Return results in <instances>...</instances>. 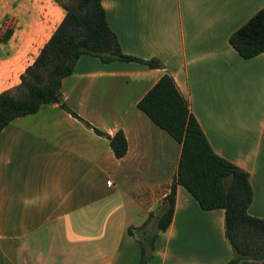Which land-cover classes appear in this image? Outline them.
Instances as JSON below:
<instances>
[{
	"label": "crops",
	"instance_id": "obj_1",
	"mask_svg": "<svg viewBox=\"0 0 264 264\" xmlns=\"http://www.w3.org/2000/svg\"><path fill=\"white\" fill-rule=\"evenodd\" d=\"M100 3L121 51L159 66L81 54L58 101L0 128V264L138 263L132 228L145 218L101 219L121 189L146 215L169 189L180 143L136 106L163 72L212 149L247 172V212L264 218V50L244 58L228 41L264 0ZM63 15L56 0H0V91L19 83ZM64 106L108 134L121 129L125 153L116 157ZM230 255L223 209L201 208L176 184L171 219L146 264H223Z\"/></svg>",
	"mask_w": 264,
	"mask_h": 264
},
{
	"label": "trees",
	"instance_id": "obj_2",
	"mask_svg": "<svg viewBox=\"0 0 264 264\" xmlns=\"http://www.w3.org/2000/svg\"><path fill=\"white\" fill-rule=\"evenodd\" d=\"M56 1L64 9L62 19L21 72L19 83L0 91V128L16 116L36 111L42 103L58 101L61 78L71 73L81 54L94 55L102 61L137 60L147 66H159L154 57L145 59L121 51L100 0ZM228 41L244 58L263 51L264 7L234 29ZM136 106L180 143L176 171L156 215L155 231L147 233L144 229L151 212L139 225L143 235L138 239L137 264H146L153 239L171 219L176 184L182 185L201 208L223 209V234L231 250L223 264L264 263V218L247 212L251 200L248 174L212 149L172 76L163 72ZM64 107L95 133L106 137L116 157L125 153L127 144L121 129L108 134ZM126 230L130 233L131 227Z\"/></svg>",
	"mask_w": 264,
	"mask_h": 264
},
{
	"label": "rangeland",
	"instance_id": "obj_3",
	"mask_svg": "<svg viewBox=\"0 0 264 264\" xmlns=\"http://www.w3.org/2000/svg\"><path fill=\"white\" fill-rule=\"evenodd\" d=\"M117 203L114 209H110V210H105L106 212L104 213L101 222H103L106 218H108V216H110L111 214L113 215H117V217H124L129 219V220H134V222H137L136 220L142 216V218H146L147 215L144 214L141 211L140 205L137 202H133L127 197V195H125V193L123 192V190L121 189L119 191V195H117ZM115 211V212H113ZM159 212V211H158ZM157 210H155L154 212H152L148 218V222L145 225V231L147 233H151L152 231H155V218L156 215L158 214ZM139 222V221H138ZM134 226L135 224L138 223H132ZM136 235L137 241L139 238L142 237V232L141 229L138 227H134L132 228Z\"/></svg>",
	"mask_w": 264,
	"mask_h": 264
},
{
	"label": "water",
	"instance_id": "obj_4",
	"mask_svg": "<svg viewBox=\"0 0 264 264\" xmlns=\"http://www.w3.org/2000/svg\"><path fill=\"white\" fill-rule=\"evenodd\" d=\"M224 186H226V183H224Z\"/></svg>",
	"mask_w": 264,
	"mask_h": 264
}]
</instances>
